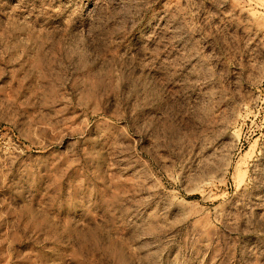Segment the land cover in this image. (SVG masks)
<instances>
[{"label":"rangeland","instance_id":"1","mask_svg":"<svg viewBox=\"0 0 264 264\" xmlns=\"http://www.w3.org/2000/svg\"><path fill=\"white\" fill-rule=\"evenodd\" d=\"M0 264H264V0H0Z\"/></svg>","mask_w":264,"mask_h":264}]
</instances>
